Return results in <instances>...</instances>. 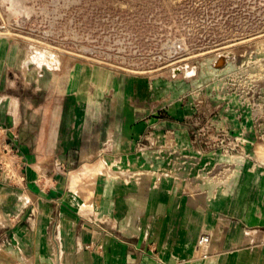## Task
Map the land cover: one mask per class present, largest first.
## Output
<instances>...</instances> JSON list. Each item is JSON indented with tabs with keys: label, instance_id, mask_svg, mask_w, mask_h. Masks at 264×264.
Segmentation results:
<instances>
[{
	"label": "crops",
	"instance_id": "0c3cea01",
	"mask_svg": "<svg viewBox=\"0 0 264 264\" xmlns=\"http://www.w3.org/2000/svg\"><path fill=\"white\" fill-rule=\"evenodd\" d=\"M25 44L0 36V126L18 137L34 210L14 264H264V183L239 176L185 195L167 176L157 186L150 174L124 182L114 174L133 163L151 124L142 104L148 87L81 62L39 69ZM96 160L111 172L70 182ZM203 233L212 237V256L194 259Z\"/></svg>",
	"mask_w": 264,
	"mask_h": 264
},
{
	"label": "rangeland",
	"instance_id": "374dc122",
	"mask_svg": "<svg viewBox=\"0 0 264 264\" xmlns=\"http://www.w3.org/2000/svg\"><path fill=\"white\" fill-rule=\"evenodd\" d=\"M0 36L29 43L28 60L42 70L81 62L141 80L149 89L146 119L159 133L175 130L180 148L192 149L177 155L195 153L210 178L229 168L226 181L209 183L220 188L239 176L264 183V0H0ZM51 53L59 63L50 64ZM112 167L96 160L70 182ZM207 179L172 181L198 195ZM2 180L0 264H14V245L34 210L25 190Z\"/></svg>",
	"mask_w": 264,
	"mask_h": 264
},
{
	"label": "built area",
	"instance_id": "2783aa9c",
	"mask_svg": "<svg viewBox=\"0 0 264 264\" xmlns=\"http://www.w3.org/2000/svg\"><path fill=\"white\" fill-rule=\"evenodd\" d=\"M50 64L52 63L50 62ZM255 106H258L257 102ZM157 127L158 125L155 123H151L148 126L147 130L139 137L135 144L133 152V158L135 159L133 163L122 166L124 168L120 167L114 176L122 178L126 183L132 181L140 183L145 174H150L155 177L153 181L154 186H157L158 179H161L163 176L176 180L183 175L189 178L198 175L204 179L208 178L207 184H212L209 182H213V180L215 184H220V182L226 181L229 177L227 175L229 168L227 167L224 171L217 173V176L212 174L213 178H210L211 171L206 167H199L195 153L189 155L193 158H187V155H177L178 149L182 148H180L175 130L169 128L159 133L157 132ZM7 130L8 128L5 126H0V178L6 180L16 188L26 189L25 172L28 163L22 157L23 153L18 144V137L15 134L9 137ZM200 137L202 138L201 133ZM236 140L233 143L232 149L240 146L241 138L237 137ZM182 150H189L192 153L189 144ZM105 153L104 147L99 154L103 158ZM205 164H209V162ZM62 169L63 164L59 162L57 170ZM65 172V174L69 173V171ZM203 182L205 183L206 181L203 180ZM211 246V235L209 233L201 234L197 240L193 258L199 260L210 258L212 256Z\"/></svg>",
	"mask_w": 264,
	"mask_h": 264
},
{
	"label": "water",
	"instance_id": "95a60500",
	"mask_svg": "<svg viewBox=\"0 0 264 264\" xmlns=\"http://www.w3.org/2000/svg\"><path fill=\"white\" fill-rule=\"evenodd\" d=\"M52 55L54 56V58H53ZM56 56H57V55H56L55 53H51V54H50L49 57H51V58H50V61H51L52 64H57V63H59L60 60H59ZM192 69L195 70V74H196V68L193 67ZM174 72H175V73H179V72H181V69H180L179 67H176V68H174Z\"/></svg>",
	"mask_w": 264,
	"mask_h": 264
},
{
	"label": "bare ground",
	"instance_id": "6f19581e",
	"mask_svg": "<svg viewBox=\"0 0 264 264\" xmlns=\"http://www.w3.org/2000/svg\"><path fill=\"white\" fill-rule=\"evenodd\" d=\"M217 65H218V66L220 65L218 61H217Z\"/></svg>",
	"mask_w": 264,
	"mask_h": 264
}]
</instances>
